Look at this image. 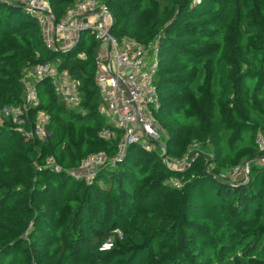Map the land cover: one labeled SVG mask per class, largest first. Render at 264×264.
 Wrapping results in <instances>:
<instances>
[{
  "label": "trees",
  "instance_id": "1",
  "mask_svg": "<svg viewBox=\"0 0 264 264\" xmlns=\"http://www.w3.org/2000/svg\"><path fill=\"white\" fill-rule=\"evenodd\" d=\"M46 1L57 22L75 0ZM100 1L113 37L157 47L153 116L168 155L181 158L197 143V156L172 172L133 145L90 184L69 177L89 155L116 149L118 138H97L106 126L94 82L99 43L83 31L69 51L52 48L32 15L0 0V110L24 105L22 70L45 63L78 80L81 99L66 109L39 81L38 109L50 117L44 141L26 136L33 110L22 131L0 127V264H264V163L255 144L264 135V0ZM50 157L60 172L46 165ZM244 163L246 183L212 177Z\"/></svg>",
  "mask_w": 264,
  "mask_h": 264
},
{
  "label": "built area",
  "instance_id": "2",
  "mask_svg": "<svg viewBox=\"0 0 264 264\" xmlns=\"http://www.w3.org/2000/svg\"><path fill=\"white\" fill-rule=\"evenodd\" d=\"M7 4L20 6L27 14L32 15L37 24L42 28L44 41L48 46L59 47L63 52L72 49L75 44L61 46L57 41L63 39L64 43L74 35L76 42L81 32L86 31L99 43L96 56V74L94 82L99 90L100 105L98 114L105 120L106 126L97 132V138L103 141L117 139L113 156L108 158L104 152L89 155L82 160L77 169L67 172L74 180H81L90 184L98 172L105 167H113L121 162L130 146L137 145L143 151H160L158 155L160 164L169 171L179 172L186 169L197 156L199 145L193 144L191 149L181 158L168 155L167 150L157 145L160 131L153 111L159 109L160 100L158 92L153 84V76L158 69L157 47L154 54H149L147 47L129 38L117 40L112 36L113 18L107 7L100 0H75L72 8L57 22L54 20L52 9L46 0H1ZM199 0H192V6ZM47 36V41L46 40ZM78 58L83 59L78 54ZM58 62L40 64L22 70L20 85L23 91L24 105L22 107H9L0 110V127L6 126L22 131L23 117L33 110L34 133L26 135L29 138L36 136L44 141L46 136L45 125L49 121V114L38 109L40 100L36 84L42 80H48L54 92L63 102L66 109L78 110L81 99L79 95L80 83L65 71L58 70ZM255 144L262 154L258 162L264 163V135L257 133ZM207 145L209 143L207 142ZM198 147V148H197ZM194 150H193V149ZM197 148V149H196ZM192 151H195L191 157ZM204 156V155H203ZM203 172L208 173V165L211 170L210 160H205ZM208 162L210 164H208ZM46 165L55 172L61 169L55 164L52 157L48 158ZM249 176V163L236 165L212 176L216 179H227L231 182L246 183ZM239 180V181H238ZM166 184L178 189L180 181L170 177ZM120 236L118 231L115 232ZM112 243L107 240L101 245L102 251H108Z\"/></svg>",
  "mask_w": 264,
  "mask_h": 264
},
{
  "label": "rangeland",
  "instance_id": "3",
  "mask_svg": "<svg viewBox=\"0 0 264 264\" xmlns=\"http://www.w3.org/2000/svg\"><path fill=\"white\" fill-rule=\"evenodd\" d=\"M101 2V1H100ZM117 11L119 12V14H121V13H123L124 12V8L123 7H119V9H117ZM76 36L74 35L72 38H70V40H67L65 43L63 42L64 40L63 39H59L58 37H57V41H58V43H60V45L61 46H71V45H73V44H77L78 43V41L76 42ZM46 40H47V36H46ZM47 41H49V40H47ZM153 48L151 49V51H150V49H149V54L150 55H153L154 53V48H155V45H153L152 46ZM80 57H83V53L82 52H80ZM156 120V119H155ZM157 122V121H156ZM157 127H158V129H159V131H160V138H159V140L157 141V145L160 147V150L162 149V148H165V150H167V145H168V136H167V134H166V132L163 130V128L160 126V124L157 122V124H155ZM210 146V145H209ZM199 147V146H198ZM197 147V148H198ZM208 147V146H207ZM196 148V149H197ZM191 149V148H190ZM193 149V148H192ZM210 149V148H209ZM202 150V153H204L203 155H205L206 157H205V160H210V163L212 162L213 163V165L215 164V162H214V149L211 151V150ZM194 150V149H193ZM155 153H157L158 155L160 154V151L158 150V149H156V151H155ZM212 163H211V167H212ZM208 167V173L209 174H211V170H210V166L208 165L207 166ZM222 174L224 173H226V171H224V172H221ZM213 176H217V175H213ZM239 181V180H238ZM116 235V234H115Z\"/></svg>",
  "mask_w": 264,
  "mask_h": 264
},
{
  "label": "water",
  "instance_id": "4",
  "mask_svg": "<svg viewBox=\"0 0 264 264\" xmlns=\"http://www.w3.org/2000/svg\"><path fill=\"white\" fill-rule=\"evenodd\" d=\"M111 32V30L109 31V33Z\"/></svg>",
  "mask_w": 264,
  "mask_h": 264
}]
</instances>
